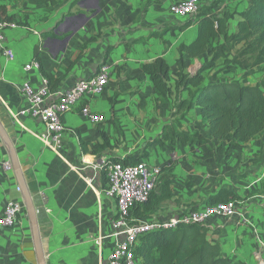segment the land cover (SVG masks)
I'll use <instances>...</instances> for the list:
<instances>
[{"label": "crops", "instance_id": "0c3cea01", "mask_svg": "<svg viewBox=\"0 0 264 264\" xmlns=\"http://www.w3.org/2000/svg\"><path fill=\"white\" fill-rule=\"evenodd\" d=\"M73 1L59 0L47 10L20 0H0L5 16L11 17L18 26L16 30L5 32V44L12 50L13 59L7 60L0 49V124L16 151L35 207L45 263L107 264L116 242L110 237V223L117 214L116 203L105 196L99 175L102 161L108 154H83L80 142L92 149L101 143L102 131L112 143L117 142L110 154L138 156L145 143L168 123L165 120L170 110L168 105L158 101L153 85L140 66L163 58L170 68L168 82L171 83L177 72V47L195 38L196 26L183 32L171 30L163 38L134 43L150 31L182 24L185 19L175 18L168 12L169 5L180 0H152L141 22L136 19L145 0H92V4L90 0H83L78 11L70 8ZM201 1L206 4L211 0ZM226 4L224 1L223 6ZM215 10L208 18L219 13L220 8ZM90 11L92 13L86 15ZM69 12L80 15L82 21L70 24L76 16L68 21L65 16ZM85 18L88 20L84 23ZM87 41L81 57L76 60L79 48ZM35 47L42 69L58 81L56 86L70 88L95 74L102 65L111 67L104 93L82 99L63 116L64 133L57 144L40 141L43 125L19 115L27 107L19 85L27 81L39 87L45 80L39 72L38 61L33 59ZM108 47L112 50L103 63ZM204 56L197 59L185 56L186 72L190 73ZM33 62L38 63V69L23 70L26 64ZM115 94L111 112L109 99ZM83 106L103 115L104 122L90 123L80 114ZM192 112L201 124L198 109L193 108L181 121L180 130L188 134L199 132L209 138L202 124L203 130L186 127ZM110 119L119 123L123 139L115 136ZM227 144L228 140L223 143ZM147 152L149 157L143 162L155 174L176 161L175 178L170 184L171 199L155 207L147 216L136 219L139 223L169 220L184 209L204 204L209 195L220 189L234 191L240 198H249L239 208L242 216L235 217L242 223L212 222L206 227V238L218 243L222 255L234 264H264V157L258 169L251 172L246 169L247 162H255L251 160L253 154L260 153L259 143L254 147L252 143H233L227 159L216 153L214 143L201 148L178 144L172 149L154 145ZM155 155L164 158L158 160ZM4 162H10L9 155L0 140V215L7 202L22 203L12 171L2 167ZM232 175L243 176L233 180ZM23 210L14 229L0 228V264H37ZM137 264H142L141 260H137Z\"/></svg>", "mask_w": 264, "mask_h": 264}, {"label": "trees", "instance_id": "16d2710c", "mask_svg": "<svg viewBox=\"0 0 264 264\" xmlns=\"http://www.w3.org/2000/svg\"><path fill=\"white\" fill-rule=\"evenodd\" d=\"M32 6L49 9L57 5L59 0H20ZM79 0H74L72 8ZM196 15L186 19L182 24L166 26L156 31H150L146 37L134 41L142 42L151 38H163L171 30L183 32L189 27L196 26V36L188 44L177 47L175 61L177 72L171 83L168 82L169 65L161 58L140 66L141 71L153 85L155 95L161 104L168 105L173 111V119L165 124L161 131L150 141L146 142L141 153L134 156L119 157L110 154L117 145L111 138L100 132L101 143L92 149L80 142L83 154L93 156L106 155L105 163H120L123 166H133L149 157L147 150L156 145L160 148H174L176 145L201 148L211 143L215 144V151L224 159L230 157L229 149L233 143H248L258 135L264 137V0H248L247 6L240 12H232L223 6V0H214L203 4ZM150 3L145 0L136 19L141 22ZM220 8L219 13L211 16L213 10ZM5 7L0 6V15L7 21H13L4 14ZM237 17L235 30L231 31L229 23ZM94 39V38H93ZM89 41L82 44L78 50V60ZM112 47H108L103 57L106 62ZM228 57V55H230ZM206 55L208 61L201 65L193 74L186 72L184 57L197 59ZM33 59L39 63V72L54 88L58 81L47 75L41 67L37 47L33 49ZM221 60L220 70L238 69L252 71L255 68L261 73L260 79L254 85H244L240 80L218 82L213 74L208 80L203 73L216 66ZM116 94L109 99L110 110L113 111ZM198 109L200 122L205 126L208 137L199 132L191 134L182 132L181 121L193 109ZM115 136L123 139V132L116 119H110ZM228 139V144L223 145ZM176 161L161 168L157 174L154 188L146 202L134 205L129 210L132 219L142 218L150 214L153 209L171 199L170 184L175 178ZM102 188L105 189L104 170L100 171ZM243 175H232L239 178ZM244 200L234 191L220 189L214 195H209L204 204L216 205L229 201ZM196 209L197 206L190 207ZM133 253L142 264H234L222 255L218 243H212L206 238V227L199 224L177 225L173 229L157 228L146 231L138 236L133 246Z\"/></svg>", "mask_w": 264, "mask_h": 264}, {"label": "built area", "instance_id": "2783aa9c", "mask_svg": "<svg viewBox=\"0 0 264 264\" xmlns=\"http://www.w3.org/2000/svg\"><path fill=\"white\" fill-rule=\"evenodd\" d=\"M200 0H180L168 7V12L175 18L188 19L197 14L200 8ZM18 26L13 21H7L0 15V49L2 56L7 60L13 59L12 50L5 44V32L16 30ZM38 69V63L26 64L23 68L28 72ZM111 73V67L107 64L98 68L95 74L76 82L70 88L56 86L50 88L47 80H43L41 86L34 87L29 82H22L18 90L27 101V107L20 111L19 115L28 117L41 123L44 132L38 137L43 143H59L64 133L63 116L87 97H94L104 93ZM80 114L84 115L92 124L104 122L103 115L97 114L83 106ZM102 161L101 170H104L106 187L104 194L116 203L117 214L110 223V237L116 240L112 247L107 264H137L133 253V246L139 235L157 229H173L177 225L199 224L207 227L215 221H227L237 216L240 204L229 201L216 205H201L196 209L187 208L176 217L164 221L152 223H139L129 217V210L134 205L147 201L154 188L156 174L145 163L140 162L133 166H123L120 163H105ZM2 167L10 171V162H4ZM19 191L18 188H16ZM21 202H7L0 215V228L12 230L15 228L17 218L23 210ZM122 241H117L118 239Z\"/></svg>", "mask_w": 264, "mask_h": 264}, {"label": "rangeland", "instance_id": "374dc122", "mask_svg": "<svg viewBox=\"0 0 264 264\" xmlns=\"http://www.w3.org/2000/svg\"><path fill=\"white\" fill-rule=\"evenodd\" d=\"M83 0H79L74 6L73 8L75 9V11H78L79 8V4L82 2ZM152 0H149V2H151ZM214 0L208 1L206 2V4L212 3ZM226 1V7H228V9L232 12L237 13L238 11L242 10L243 6H244V1L245 0H223ZM92 4V0H90V3ZM216 11V10H215ZM92 12H87L86 15L91 14ZM76 16L75 14H71L70 12L65 16L66 18H69ZM184 20V19H182ZM186 20V19H185ZM237 20V17L235 16L234 19L232 21H230L229 23V28L231 31L235 30V22ZM230 55H228V57H230ZM208 61V58L206 56L202 57L199 59V63H196V65L194 66V69H191L190 73L193 74L194 72H196L201 65L206 64ZM222 61L219 60L216 63V66L208 71H205L203 73L204 77L206 80H208L214 73L216 75L217 81H223V82H227L230 80H234V79H238L241 81L242 84H248V85H254L261 77V73L258 71L257 68H255L252 71H241L238 69H233V70H220L222 68ZM110 106V105H109ZM174 113L173 111L169 110V114L167 119L165 120V122H170L173 117H174ZM189 120L186 122V127L189 130H193V129H198V130H203V126L201 124L198 123V116H196L195 113L192 112V114L189 116L188 118ZM228 139H226L224 141V143L227 142ZM248 143H252V146L254 147V145L256 144H260V153L259 154H253L254 156L252 157L251 160L255 161L253 164H250L249 162H247L246 166H247V170L251 171H255L256 169L259 168L258 163L263 159L264 157V137L263 136H258L257 138H255L254 140L248 142ZM155 158H157L158 160H162L164 158V156L162 155H155ZM256 159V160H255ZM104 161V160H103ZM233 178V177H232ZM235 178H233L234 180ZM249 198H244V200L240 201L239 204L240 206H244V202L247 201ZM260 200V199H258ZM243 202V203H242ZM203 204H200L199 206H201ZM240 208V207H239ZM23 212L25 213V210H23ZM26 215V213H25ZM226 222H229L232 225H235L236 223H242L240 222V220L237 219H231V220H227Z\"/></svg>", "mask_w": 264, "mask_h": 264}, {"label": "water", "instance_id": "95a60500", "mask_svg": "<svg viewBox=\"0 0 264 264\" xmlns=\"http://www.w3.org/2000/svg\"><path fill=\"white\" fill-rule=\"evenodd\" d=\"M87 20H88V18H85L84 23ZM0 140L5 144V146L8 150L11 171H12V174L15 178L17 188L19 189V192H20V195L22 198L23 207H24L26 217L28 220V224L30 227L36 263L37 264H46L45 263V256H44L43 250L41 249V245H40V238H39V231H38V224H37V216H36L35 207L33 205L32 199H31L29 192L27 190V187L25 185V181L23 179V174L21 172V168H20L19 161H18V158L16 155V151H15L13 144L11 143L9 137L5 133L3 127L1 126V124H0Z\"/></svg>", "mask_w": 264, "mask_h": 264}, {"label": "flooded vegetation", "instance_id": "af4514ba", "mask_svg": "<svg viewBox=\"0 0 264 264\" xmlns=\"http://www.w3.org/2000/svg\"><path fill=\"white\" fill-rule=\"evenodd\" d=\"M81 21H82V17L79 15V16L74 17L72 21L70 22V24H77Z\"/></svg>", "mask_w": 264, "mask_h": 264}]
</instances>
